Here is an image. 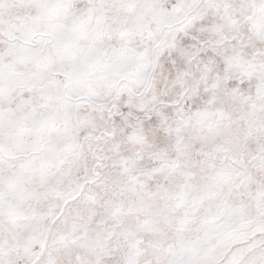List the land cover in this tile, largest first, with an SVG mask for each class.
<instances>
[{
	"label": "snow or ice",
	"instance_id": "obj_1",
	"mask_svg": "<svg viewBox=\"0 0 264 264\" xmlns=\"http://www.w3.org/2000/svg\"><path fill=\"white\" fill-rule=\"evenodd\" d=\"M0 264H264V0H0Z\"/></svg>",
	"mask_w": 264,
	"mask_h": 264
}]
</instances>
